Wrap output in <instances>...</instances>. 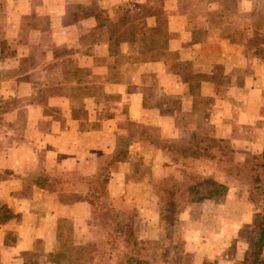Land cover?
<instances>
[{
	"label": "crops",
	"instance_id": "0c3cea01",
	"mask_svg": "<svg viewBox=\"0 0 264 264\" xmlns=\"http://www.w3.org/2000/svg\"><path fill=\"white\" fill-rule=\"evenodd\" d=\"M260 7L257 0H0V100L18 104L0 120L11 122L0 124V264H39L37 257L60 249L65 224L74 229L75 247L87 242L84 228L96 209L77 196L92 199L91 182L104 171L110 170L111 191L124 183L116 177L119 172L131 173L124 161L117 162L118 171L109 168L120 139L128 135L113 126L118 116L136 128L157 126L169 120V103L182 109L187 104L190 116L209 100L211 113L201 111L200 129L207 130L202 133H240L243 124L245 133H264ZM142 57L146 63L139 62ZM67 66L93 81L68 83ZM102 86L103 99L115 92L121 97L122 110L109 109L114 119H103L109 100L95 97ZM150 91L163 104L152 105ZM79 101L82 117L76 114ZM88 123L97 130L84 133ZM165 162L162 156L151 167L161 178L174 170ZM62 173L80 181L65 184V191L49 190ZM106 194L110 207L115 198L128 201L125 195ZM218 198L186 203L180 214L178 224L199 255L206 247L192 241V232L203 226L197 212L211 201L218 213ZM157 217L158 230L160 205ZM158 235L159 230L156 237L140 238L159 240Z\"/></svg>",
	"mask_w": 264,
	"mask_h": 264
},
{
	"label": "rangeland",
	"instance_id": "374dc122",
	"mask_svg": "<svg viewBox=\"0 0 264 264\" xmlns=\"http://www.w3.org/2000/svg\"><path fill=\"white\" fill-rule=\"evenodd\" d=\"M257 1L262 6L259 9L260 19H262L264 0ZM160 11L163 13L162 7ZM231 15L232 18L236 17ZM246 18V14L241 18L244 27L249 23V21L246 22ZM260 28H263L261 23ZM239 44L243 45V42L239 41ZM254 48L252 47L253 50ZM140 60L139 62L146 63L148 59L142 57ZM67 68L71 70H68L66 76L68 83L93 81L90 74L86 76L85 72H78L76 67L67 66ZM174 71L177 72V69ZM96 77L105 79L107 76L96 75ZM148 79L154 83L151 78ZM104 88L105 86H102V89L94 92L99 101L106 93ZM75 92L86 95L85 91ZM107 92L110 93V90ZM1 93L2 89H0V96ZM92 93L89 92V94ZM149 93L152 105L163 104L162 99L154 98L155 91ZM109 95L111 96L105 95V99L102 100H109L108 110L113 105L115 110L121 111L118 105L121 101L119 94L115 92ZM76 103V114L79 117L84 116L82 107L78 105L80 101ZM0 104V120L4 113L18 106L17 103L11 106L6 105L3 100H0ZM211 104L209 100L204 101L203 106L200 107L201 111L206 114L207 110H212ZM126 106L123 107L124 111H127ZM187 110V104H184L182 109L176 103L173 106L169 103L165 111L169 120L166 122L163 118L157 126L148 122L149 124L136 128L134 123L126 121L124 116H118L117 123L109 122L117 126L120 133H128L120 139L118 152L108 161L111 163L109 168L113 167L118 171L117 162L124 161L130 164L131 173L129 171L125 176L126 170L119 172L116 177L124 183L121 186L117 184L112 191L109 189L111 185L107 180L110 170L100 173V178L91 182L94 184L91 185L92 195H94L92 200H96L97 205H95L96 212L92 220L84 228L87 232L84 240L87 242L75 247L73 245L74 229L69 224H65L63 232L69 241L70 251L63 252L61 259L57 258L58 252L43 258L37 257L39 264H85L86 254L80 248L90 241L98 245L100 252V255L95 257L97 261L94 264H111L110 256H113L118 264H128L132 242L140 237H156L158 230V236L161 238V228L157 230V214L160 205L158 194L164 195L171 188L170 180L181 182L187 174L218 178L228 187V192L225 196L214 200L219 203L218 213L212 211L214 202L211 201L206 203L204 210L197 212V215L203 218V226L197 227L191 236L194 243L203 242L206 247L200 255L199 251L194 250L190 241L185 239L180 224L177 225V246L182 260L180 264L249 263L250 256L255 252L264 220V133H245L247 126L245 124L240 126V133H213L212 135L202 133L207 131L200 129L205 115L197 109L198 111L187 116ZM84 111L88 113L85 109ZM174 111L177 113L175 114ZM175 115L176 118L173 117ZM103 119H114V115L109 110L104 113ZM7 120L1 121L0 124L5 123L9 126L11 122H6ZM104 123L106 122L102 125ZM71 125L68 127L71 128ZM253 127L251 126V129ZM82 128L84 133H90L98 127L95 123H88ZM162 156L166 159V166L174 169L170 172V176H164L165 178L155 175L151 168ZM142 165L144 167H141ZM103 181H105L104 186ZM111 192L116 197L125 195L128 201L122 202L114 197L115 202L113 207H110L106 200V193L111 195ZM97 197L100 199H96ZM6 217L8 218L4 215V218ZM114 245L117 246L115 250H113Z\"/></svg>",
	"mask_w": 264,
	"mask_h": 264
},
{
	"label": "trees",
	"instance_id": "16d2710c",
	"mask_svg": "<svg viewBox=\"0 0 264 264\" xmlns=\"http://www.w3.org/2000/svg\"><path fill=\"white\" fill-rule=\"evenodd\" d=\"M219 28V26H218ZM244 31L247 29L243 27ZM140 61V58H138ZM71 174L62 173L47 186L49 190L61 188L71 181H80L79 179H70ZM94 185V184H93ZM92 188V186H91ZM228 187L219 183L213 178L205 177L202 175L188 174L185 176L181 184L173 185L161 198L160 202V227L162 230L160 240L137 239L132 242L131 256L127 261L128 264H180L181 254L177 246V225L179 222L180 214L183 211L184 204L186 203H202L208 196L223 197L227 194ZM89 194L77 196V201L87 200L91 205H97L96 200L88 198ZM94 197V195H93ZM100 198H98L99 200ZM64 228V227H63ZM63 228L60 229L59 242L60 250L57 253V258L61 259L63 252L70 251L68 239H66ZM131 246V245H130ZM115 246L113 250H115ZM86 254L85 264H94L97 259L95 257L100 255L98 245L89 242L86 246L80 248ZM74 250V249H73ZM104 255V254H102ZM264 220L260 229L256 249L252 256L249 258L248 264H264ZM109 261L111 264H118L115 262L114 257L110 256ZM100 264V263H99Z\"/></svg>",
	"mask_w": 264,
	"mask_h": 264
}]
</instances>
